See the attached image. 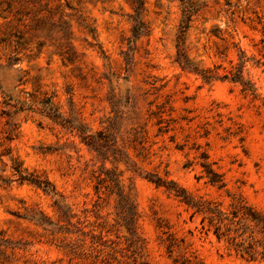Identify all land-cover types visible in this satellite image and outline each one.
Listing matches in <instances>:
<instances>
[{
    "label": "rangeland",
    "instance_id": "374dc122",
    "mask_svg": "<svg viewBox=\"0 0 264 264\" xmlns=\"http://www.w3.org/2000/svg\"><path fill=\"white\" fill-rule=\"evenodd\" d=\"M48 1L54 24L37 31L0 5V179L12 177L16 160L54 185L72 217L61 218L40 189L0 181V264H264L229 252L201 230L199 217L191 219L182 203L143 178L156 173L223 207L239 196L264 213V0H190L200 9L185 39L188 57L204 69L218 66L219 74L242 51L255 98L230 81L207 84L174 62L182 0H144L146 31L128 64L123 54L133 10L127 0ZM18 38L19 61L7 68ZM1 92L26 103L51 97L91 132L117 115L118 145L136 170L118 165L121 184L132 187L137 237L119 223L114 196L97 200L101 162L74 133L24 111L13 115L17 130L7 139ZM203 156L223 176L224 189L206 183Z\"/></svg>",
    "mask_w": 264,
    "mask_h": 264
},
{
    "label": "trees",
    "instance_id": "16d2710c",
    "mask_svg": "<svg viewBox=\"0 0 264 264\" xmlns=\"http://www.w3.org/2000/svg\"><path fill=\"white\" fill-rule=\"evenodd\" d=\"M127 1L132 7L133 14L131 15L132 33L128 39V49L123 54L126 64L129 62L128 57L130 52L132 53L135 49L134 44L146 31L142 17L144 0ZM1 4L6 5L7 12L14 17L13 20L19 22V24L23 23L26 30L29 28L30 30L37 31L39 27L41 28L46 25L50 27L54 24L51 20L55 13L49 7L48 0H1ZM199 9L190 0H182V19L176 37V56L174 62L181 71L195 75L207 84L218 80L230 81L238 84L244 94L255 98L257 95L254 84L244 75L247 59L242 51L239 50L238 62L223 74H219L218 66L214 67V69H204L188 57L185 51L186 33L190 27L192 18L197 15ZM61 24H59L60 31L62 30ZM63 24L65 23L63 22ZM89 31L92 33L91 29ZM19 39L21 38H18L14 42V54L7 58V68L12 67L19 61L18 53L16 52L19 46ZM67 47L69 46L67 45ZM100 52L103 55V52ZM63 53L69 61L73 59L70 48H67ZM1 93L4 100L2 115H5L7 118L5 123L7 139L11 140L17 130V124L13 115L24 111L37 112L54 124L60 125L69 130V132L74 133L80 142L101 162V166L94 176L93 190L97 196V200L114 196L116 198L119 223L125 227L131 238L137 237L136 224L138 213L132 187L126 188L121 184L120 178L123 172L118 170V165L123 162L126 164L127 170L132 172L136 170L134 169V164L129 162L125 149L118 145L115 133L117 115L115 114L106 128L91 132L83 123L62 114L59 108L52 102L51 97L44 98L38 103L35 101L26 103L13 100L12 96L3 92ZM36 105L38 108H34ZM10 109H14V111L11 112ZM205 159L206 157L203 156V161L200 165L203 168L202 172L203 177L206 178V183L218 190L224 189L226 184L223 176L215 171L210 164L206 163ZM11 162L13 175L9 179H0L3 184L9 185L12 182H17L19 184L27 183L32 185L53 199V206L61 218L70 219L72 217L70 208L66 206L62 196L56 192L54 185L50 181L45 177L28 173L25 169L21 168V165L16 160H11ZM106 162L114 166L111 169L106 168ZM143 178L155 185V187L162 188L165 193L182 203L190 212L191 219L199 217L201 230L205 234L211 233L217 242H223L229 252L249 262H264L263 212L256 210L239 196L232 197L227 207H223L221 202L204 199L203 197H194L176 182L162 178L156 173L147 172L143 175ZM200 178L201 176L198 179ZM31 220L40 225L47 224V221L42 216L39 218L32 216ZM169 236L171 235L169 234ZM173 248L174 244L169 242L167 244L168 251L171 252Z\"/></svg>",
    "mask_w": 264,
    "mask_h": 264
}]
</instances>
